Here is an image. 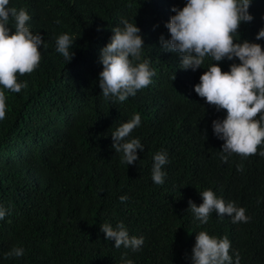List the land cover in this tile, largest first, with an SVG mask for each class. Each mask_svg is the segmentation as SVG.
Masks as SVG:
<instances>
[{
	"label": "trees",
	"instance_id": "trees-1",
	"mask_svg": "<svg viewBox=\"0 0 264 264\" xmlns=\"http://www.w3.org/2000/svg\"><path fill=\"white\" fill-rule=\"evenodd\" d=\"M187 0H10L24 8L33 34L44 39L39 66L18 76L19 93L4 90L6 116L0 120V264H193L196 235L207 232L230 241L235 264H264V144L258 153H233L222 162V144L213 120L227 113L199 97L194 86L212 63L230 71L238 58L215 62L206 57L193 71L180 68L178 53L163 50L170 39L166 23ZM253 19L241 22L236 42L259 43L264 0H251ZM123 20L140 29L152 82L124 102L105 98L99 86L100 50ZM9 27L14 29L10 18ZM99 29V30H98ZM62 34L73 38L70 62L57 52ZM175 76V79L173 80ZM2 87V86H0ZM139 113L130 134L144 145L138 159L122 162L112 133ZM258 118V117H257ZM167 155L164 183L152 180L153 157ZM242 168V170H238ZM212 190L225 203L245 209L247 223L211 213L201 223L189 200L203 202ZM127 196L125 202L120 196ZM123 223L129 236L143 237L139 250L115 248L101 225ZM13 247L24 255L9 257Z\"/></svg>",
	"mask_w": 264,
	"mask_h": 264
},
{
	"label": "clouds",
	"instance_id": "clouds-1",
	"mask_svg": "<svg viewBox=\"0 0 264 264\" xmlns=\"http://www.w3.org/2000/svg\"><path fill=\"white\" fill-rule=\"evenodd\" d=\"M9 3L10 0H0V120L5 118L7 109L4 90L19 93L27 87V82L18 81V76L31 74L39 66L40 46L44 44L42 36L33 34L26 26L31 19L28 12L24 8L17 10L10 7ZM250 3L251 0H187L182 8H172L175 14L166 23L170 39L166 40L163 35L159 38L163 50L180 55L179 65L185 70L200 68L206 57H211L215 62L236 58L240 61L238 64L232 63L230 71H223L219 63H212L194 86L199 97L227 113L223 120L212 122L214 134L224 141L222 153L226 155L221 157L224 163L233 153L245 158L256 155L258 147L264 144V48L248 40L236 42L241 22L247 23L253 19L248 11ZM10 18L14 20L15 31L9 27ZM122 23L123 28H113L114 35L110 42L100 50L103 70L99 73L102 95L119 102L147 87L155 74L148 60L133 63V60H140L144 41L136 23L127 20ZM261 38H264V28L256 35L257 40ZM72 45L73 38L68 34H62L56 40L57 52L68 62L74 56V52L69 51ZM140 124L141 116L136 113L111 134L112 147L116 153H122V162L127 165L138 159L137 149L143 150L144 147L138 138L128 139ZM259 155L264 157V151H260ZM153 160L152 180L162 185L166 175L162 166L168 163L167 155L157 152ZM200 194L203 200L201 204L197 205L192 200L188 203L201 223H206L213 211L218 216L231 217L233 223L249 221L244 208H238L233 202L225 203L212 190ZM119 199L125 202L127 196L122 195ZM5 215L6 210L0 208V220ZM101 231L106 240L115 241V248L123 246L136 251L144 243L143 237H130L122 222L115 228L108 223L102 224ZM230 247L226 236L217 239L201 231L196 235L192 249L193 264H233ZM23 255L22 247H13L7 254L9 257ZM239 262L237 253L235 264ZM124 264L133 262L126 260Z\"/></svg>",
	"mask_w": 264,
	"mask_h": 264
}]
</instances>
